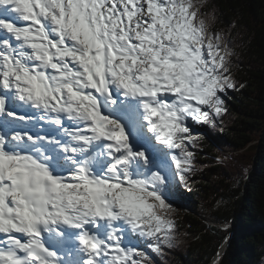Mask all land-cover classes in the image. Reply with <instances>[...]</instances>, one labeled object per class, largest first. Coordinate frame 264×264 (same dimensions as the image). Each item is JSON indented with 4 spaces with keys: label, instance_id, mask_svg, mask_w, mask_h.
<instances>
[{
    "label": "snow or ice",
    "instance_id": "1",
    "mask_svg": "<svg viewBox=\"0 0 264 264\" xmlns=\"http://www.w3.org/2000/svg\"><path fill=\"white\" fill-rule=\"evenodd\" d=\"M0 32L3 123L62 137L0 131V264H150L234 87L221 35L192 0H0Z\"/></svg>",
    "mask_w": 264,
    "mask_h": 264
},
{
    "label": "trees",
    "instance_id": "2",
    "mask_svg": "<svg viewBox=\"0 0 264 264\" xmlns=\"http://www.w3.org/2000/svg\"><path fill=\"white\" fill-rule=\"evenodd\" d=\"M200 12L211 16V31L234 38L236 63L227 61L234 87L225 116L195 137L185 189L170 177L179 241L153 261L207 264L228 239L218 264H264V0H204Z\"/></svg>",
    "mask_w": 264,
    "mask_h": 264
},
{
    "label": "rangeland",
    "instance_id": "3",
    "mask_svg": "<svg viewBox=\"0 0 264 264\" xmlns=\"http://www.w3.org/2000/svg\"><path fill=\"white\" fill-rule=\"evenodd\" d=\"M199 2H200V1H199ZM197 8L199 9V3L197 4ZM237 26H239V27L242 28V30L244 31V35H245V27H243L241 24H237ZM235 63H236V58L234 57L233 61L231 62L232 67L235 65ZM225 114H226V113H225ZM225 114L222 116V118L225 116ZM231 115H232V114H231ZM231 115L229 116V120H230V118H231ZM222 122H223V120H222ZM200 127H201V126H199V130H197V129H196L197 126H192V134H193V136L196 135L197 131H200V132L203 131V128L200 129ZM253 147H254V145H252L251 147H249V149H250V150H253ZM163 164H164V163H163ZM153 170H157V169H153ZM178 241H179V235H175V234L172 233V240H171V243L178 242ZM171 243H167V244L162 243V244H161V248H162V249H165V248H166L169 244H171Z\"/></svg>",
    "mask_w": 264,
    "mask_h": 264
},
{
    "label": "bare ground",
    "instance_id": "4",
    "mask_svg": "<svg viewBox=\"0 0 264 264\" xmlns=\"http://www.w3.org/2000/svg\"><path fill=\"white\" fill-rule=\"evenodd\" d=\"M0 37H5V34L4 33H2V32H0ZM6 38V37H5ZM161 161L163 162V163H165V162H167L166 161V158H164L163 156H161L160 157V159L157 161V163L159 164V163H161ZM180 186L179 187H181V189L182 190H184L185 188V186H183L181 183L179 184ZM188 190V189H187ZM189 192V191H188ZM177 196H180V194L179 193H177ZM189 196V195H188ZM180 198H182V197H180ZM183 200V199H182ZM184 201V203L185 204H187V202H186V199H184L183 200ZM134 241V240H133ZM134 244H136V242H134ZM224 246H225V243L222 245V251H223V248H224ZM220 257H221V254L220 253H217L210 261H209V263L208 264H218V262L220 261Z\"/></svg>",
    "mask_w": 264,
    "mask_h": 264
},
{
    "label": "water",
    "instance_id": "5",
    "mask_svg": "<svg viewBox=\"0 0 264 264\" xmlns=\"http://www.w3.org/2000/svg\"><path fill=\"white\" fill-rule=\"evenodd\" d=\"M224 243H225V246H224L223 251H222V245H223ZM224 243H222V245L220 246V248H219V250H218V252H217V253H220V254H221V257H222V255L224 254V251H225V249H226V247H227L228 239H226V240L224 241Z\"/></svg>",
    "mask_w": 264,
    "mask_h": 264
}]
</instances>
